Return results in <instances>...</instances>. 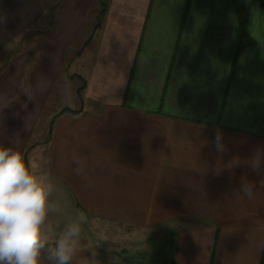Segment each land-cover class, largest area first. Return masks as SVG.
I'll return each instance as SVG.
<instances>
[{"label": "crops", "instance_id": "0c3cea01", "mask_svg": "<svg viewBox=\"0 0 264 264\" xmlns=\"http://www.w3.org/2000/svg\"><path fill=\"white\" fill-rule=\"evenodd\" d=\"M0 11V145L17 141L50 175L55 223L82 212L120 233L178 228L152 264H264V162L260 175L250 166L264 150V11L254 0H0ZM33 30L28 54L8 61ZM67 77L78 106L52 114L33 149Z\"/></svg>", "mask_w": 264, "mask_h": 264}, {"label": "clouds", "instance_id": "9594fccd", "mask_svg": "<svg viewBox=\"0 0 264 264\" xmlns=\"http://www.w3.org/2000/svg\"><path fill=\"white\" fill-rule=\"evenodd\" d=\"M6 21L7 16L0 11V24ZM25 94L32 99L30 92ZM213 145L217 152H224L219 130ZM262 162L264 150L257 148L250 163L257 175L261 174ZM72 163L74 174L81 175L83 161L73 155ZM260 183L264 184V180ZM240 191L252 199L254 184L243 181ZM56 192L50 175L38 163L26 159L17 141L0 145V264H101L97 248H89L86 252L90 255L81 252L82 225L87 222L82 212L62 227L52 220L61 213L53 199Z\"/></svg>", "mask_w": 264, "mask_h": 264}, {"label": "rangeland", "instance_id": "374dc122", "mask_svg": "<svg viewBox=\"0 0 264 264\" xmlns=\"http://www.w3.org/2000/svg\"><path fill=\"white\" fill-rule=\"evenodd\" d=\"M45 1L51 2V0ZM26 35H28L26 38L17 40L15 52L10 55L8 61L15 57L28 54V50L36 44V42L33 41V39L37 37L34 30ZM73 78L74 77H72V82L67 80L68 77L64 79L63 85L59 83L49 96L45 115L41 119L40 125L37 126L36 132H34L31 137L30 146H32L33 149L37 144L36 142L45 140L49 130V123H51L52 119L50 116L52 114H56L64 107L72 109L78 106L71 87L76 83ZM81 87V84H79L80 90L78 94L82 89ZM31 152L29 151L27 154L30 155ZM89 218L90 219H87V222L82 225L83 235L81 248H97L98 255L104 257L114 254L115 252L127 250V255L142 254L144 256L142 260L162 259V257L169 255L171 250H173L172 246H174L173 244H175L179 232L178 228L174 229L169 227L168 224H165L160 227V230L145 229L144 231H138L136 229H129L123 231L125 233H120L119 229H116L112 225L100 223L99 219L93 217ZM52 220H54V216ZM59 220H61V225L68 221L67 213H63ZM183 223H186V219H183ZM174 226L179 227V223H175ZM137 258L141 259L139 256ZM146 263L149 264V262Z\"/></svg>", "mask_w": 264, "mask_h": 264}, {"label": "trees", "instance_id": "16d2710c", "mask_svg": "<svg viewBox=\"0 0 264 264\" xmlns=\"http://www.w3.org/2000/svg\"><path fill=\"white\" fill-rule=\"evenodd\" d=\"M254 1L264 11V0H254ZM110 255H113L119 259L121 258L123 263H125V264H147L146 262H149V264H152L151 262L153 261V259H149V261L142 260V258L144 257L142 254L132 255V256L127 255V250L115 252L114 254H110ZM138 256L141 259H138L137 258Z\"/></svg>", "mask_w": 264, "mask_h": 264}]
</instances>
